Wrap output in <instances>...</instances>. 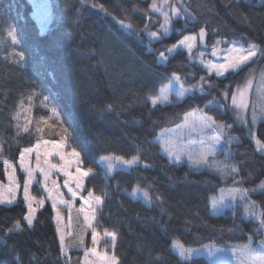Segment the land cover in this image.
<instances>
[{
  "label": "trees",
  "instance_id": "1",
  "mask_svg": "<svg viewBox=\"0 0 264 264\" xmlns=\"http://www.w3.org/2000/svg\"><path fill=\"white\" fill-rule=\"evenodd\" d=\"M50 1L52 15L42 31L32 0H0V140L4 146L0 180H7L3 158L17 164L22 148L35 141V136L18 133L16 114L30 103L38 106L42 96L51 94L69 140L80 152L82 167L91 169L85 192L104 198L97 226L101 232L117 233L118 264H211L203 255L180 257L174 242L192 249L256 244L258 221L232 210H211L210 197L232 185L234 178L223 180L214 170L174 162L156 141L159 132L178 125L194 110L230 125L229 134L238 139L230 148L239 169L237 183L257 189L249 196L264 210V190L259 189L264 182V154L256 149L248 127L236 122L229 102L252 63L217 76L183 49L164 63L158 57L184 33L201 28L208 31V45L216 38L224 45L236 42L247 48L251 42L264 49V0H183L194 16L186 20L194 27L181 30L182 18H174L172 32L159 39L148 35L162 21L151 10L153 0ZM12 27L17 30V44L8 36ZM20 52L22 59L15 55ZM257 58L264 63V56ZM173 73L191 93L153 107L147 98L157 95ZM256 134L264 141V119L257 124ZM106 154L125 158L139 154L141 160L106 176L100 160ZM137 186L149 191L151 202L142 193H133ZM27 211L22 195L0 205V264H82L85 249L91 246L90 231H85L83 246L71 244V260L66 263L50 202L38 209L32 225L24 219ZM16 221L21 225L18 230Z\"/></svg>",
  "mask_w": 264,
  "mask_h": 264
},
{
  "label": "rangeland",
  "instance_id": "2",
  "mask_svg": "<svg viewBox=\"0 0 264 264\" xmlns=\"http://www.w3.org/2000/svg\"><path fill=\"white\" fill-rule=\"evenodd\" d=\"M32 2L34 3L35 6L34 15L37 19L38 25L42 31H45L49 26V20L52 15L51 1L32 0ZM157 3L160 4L161 0H157ZM170 5L179 7L181 9V14L178 16L172 15L170 11ZM162 7L163 10L168 12L169 15L171 16V24L168 26L169 32L167 33V35L170 34L173 30L174 18L177 19L180 17L181 18L184 17L189 21H192L194 18L191 12L186 8L183 0H169V3L163 4ZM152 12L159 14L161 16L162 18V21L160 23L161 25L164 22V17L162 13L153 10ZM122 25L126 26L129 24L124 22V24ZM160 25L157 31H160L162 33L163 30L160 28ZM12 29L15 30V34L17 37L16 28L12 27ZM150 32H155V31H149L148 35ZM197 33L198 32H186L184 33L183 36L189 34H197ZM161 36H165V35H161ZM183 36L180 39H182ZM217 41L221 42L218 45V48L221 51L218 55L214 56L212 54V46ZM231 44L232 43H228L227 45H224V42L222 40L214 38L211 40V44H209L206 47H201L198 43V38H197L196 46L193 48L191 53H189L186 48H182V49L187 52L191 60L201 63L208 70V68L205 66V64L208 61H211L213 63L224 62V56L226 55V53L223 50L229 48ZM235 46L239 47L242 45L236 44ZM201 52L204 53L203 58H201V56L199 55ZM173 53H168L166 51L165 56L168 57ZM257 57H255L253 61L248 63V64L252 63V65L249 67L244 81L239 85L242 87L245 81L250 76L254 80L253 88L247 95V98L249 100L248 109L242 112L240 109L236 108L232 104L231 98L229 101L232 113L235 115L236 122L240 125H244L248 127L256 149H257L256 139H259L256 134V127L259 121L264 119V116L258 115L256 123L253 124L251 122L253 107L254 106L257 107L258 110L261 104V100L258 94V89L261 84V73L264 72V63L260 64L259 63L260 57L259 58ZM202 59L204 63L201 62ZM158 61L160 63L165 62V60H162L160 56L158 57ZM212 73L215 74L214 71ZM225 74L223 76H225ZM181 82L183 83L182 78H181ZM164 86H167L169 102H163L159 104H167L174 100L180 101L191 93V89H189L184 85V88L186 89L185 94L182 97H178L176 93L179 90L180 85L175 81L169 84V80H168L164 85L160 87V89ZM45 97H47L48 99L45 100L44 99ZM52 108H55L56 111L59 113L58 118L52 113L51 111ZM18 113L19 116H17V114L15 116L16 128L18 133L27 134L28 136H35L34 143L29 146L23 147L21 150L22 152L23 149L25 148L33 149L32 152L25 153V157H24V168H30L34 170L33 172L34 178L31 180V182L28 185L29 196L33 198L31 202L33 208L36 209L34 213L33 222L35 220L39 208L43 207V205L47 201L50 202L51 205L53 203V200L56 201V208L55 209L53 208L54 224L58 234L59 242H60L61 232L65 234V244L68 247H66L65 253L62 254L64 261L67 263L69 257V250L72 247V245L79 243L78 241L81 236L83 237L84 242L86 241L85 231H90L92 233V229L88 228L85 223V219H84L85 213L78 212V209H80L82 206L84 207L86 212L89 213L91 212V209H89L88 204H85V200H88L89 203L92 204L93 208H96L95 220H93L92 223L93 226L96 228L97 232L103 235V232L99 231L98 229L97 221H98V216L103 208L104 198L101 196L103 202L98 207L94 204V200L92 198H89V192L91 191L85 192V179L87 178V176L83 177L82 179V187L79 189H77L76 187L77 177H78L77 168H80L82 170H88V169H84L82 167L80 152L70 142L68 131L66 132L63 131L66 128L63 125L61 113L53 95L48 94L42 96V98L40 99V104L38 106H36L35 103H30L25 107H23ZM204 115L214 118L212 115L206 114L199 110L191 111L188 114H186L187 122H185V118H184V120L178 125L162 130L157 135L156 141L159 143L162 152L166 156H168L170 160L174 162H177V160H175L174 157L170 158L168 153L165 151V147L168 146L169 142L176 144L178 147L183 148L184 150L185 154L182 155L181 159L178 162L186 161L189 164L190 168L193 169L214 170L222 176L223 180L234 178V183L232 185H226L225 187L223 186L222 188H220L217 194L210 197V207L213 213H223L226 210H232L236 214L245 216L247 218H252L259 222L256 216H250L245 213L244 210L245 201L240 200L238 196L236 200H232L231 197L229 196L230 189L234 187L243 188L241 185H239V183H237V178L235 176L236 173H233L230 170V166L234 165L232 151H230L231 143L237 142L238 139L234 135L229 134L228 127H225L222 130H220L216 128L215 125L204 126V122L202 121V117ZM241 117H243V119H241ZM190 125H194L197 130L193 131ZM25 126H27L28 131L23 130ZM253 134L255 135V138L253 137ZM217 135L220 136L219 143H217L214 139ZM65 136L67 137L66 142H64L61 145L60 142ZM45 141H47V143H45ZM0 148H2L0 154H4V146L2 140H0ZM73 149H75V151L79 153V158L72 155ZM208 149L212 150V154L209 155L207 164L193 165L189 163L186 153L191 151L195 154L198 153L200 150H208ZM260 152L264 154V151H260ZM37 156H39V168L37 167V163H38ZM61 156H63V159H61ZM105 156L111 157L117 155L106 154L100 157V160L106 171V176L113 174L115 170L118 168H129V166L114 160L105 161L102 159V157ZM125 159H129V158H125ZM3 160H7L9 164L8 165L5 164L7 170L6 171L7 180L6 181L0 180V192H2L4 197H6L7 199H5L3 202H0V205L13 203L19 195H22L24 197V182L28 179L27 171L22 169L20 166V154L17 164L12 163L9 159L5 157L3 158ZM109 162H111L114 165L111 169L107 167ZM51 165H55L56 167L53 168L51 167ZM40 169H44V172L48 173L47 180H45L44 173L41 172ZM89 174H91V172ZM10 177H12V180L16 181V184L12 183ZM53 182H55V184H53ZM9 187L15 188V199L11 200V202H8V200L11 199V194L8 191ZM69 188H72L73 191L77 192V195L75 197H73L72 193L68 191ZM222 189L223 192L221 191ZM95 196H99V195L93 193V197ZM222 196H223V202L219 204L216 208H213L212 199L215 198L219 200ZM40 200H43L42 206L39 204ZM61 200L68 201L69 204L68 205L62 204L60 202ZM26 204L28 208V202H26ZM57 210L59 212V217H60L59 219H57ZM256 211L259 213L261 209H259L256 206ZM58 228L60 229V231H58ZM259 228L260 230L258 229L256 232V239H257L256 244H252V245L250 244L253 248H259L260 241L264 239V227L260 225ZM90 243L91 246L89 249L93 247L91 235H90ZM105 244H108L110 246L111 245L110 239L101 240V242L98 245H96L97 251L100 252L101 254H103V252L105 251ZM179 246H181L179 243H175L174 249L178 253H179ZM206 246L208 247L206 248L205 246H203L197 249H193V251L191 252V254L187 259H190L195 256L203 255L209 259L211 264H248L247 253L244 249L245 245H230L226 247H219L215 244H210ZM210 252L211 254H209ZM108 254L112 255L113 252L109 251ZM84 257L82 260V264H84ZM88 259L91 261H96V258L91 255H89ZM96 264H99V262H96Z\"/></svg>",
  "mask_w": 264,
  "mask_h": 264
},
{
  "label": "snow or ice",
  "instance_id": "3",
  "mask_svg": "<svg viewBox=\"0 0 264 264\" xmlns=\"http://www.w3.org/2000/svg\"><path fill=\"white\" fill-rule=\"evenodd\" d=\"M166 3H169V0H161L160 4L157 3V0H153L152 4L150 6L153 11L161 12L163 17H164V22L160 25V28L163 30V32L162 33L160 31L150 32L149 35L152 38L159 39V37L161 35H167V33L169 32L168 26L171 24V16L169 15L168 12L164 11L163 7H162V5L166 4ZM93 6L95 7L96 5H93ZM100 7L102 8L103 6L100 5ZM170 11H171L172 15L178 16L181 14V9L179 7L174 6V5H170ZM120 23L124 24L123 21H120ZM126 27L131 28L132 25L129 24V25H126ZM145 28H147V25H145ZM8 36L11 38L13 44L18 43L14 29H12V28L9 29ZM204 36H205V29L201 28L197 34H189V35L183 36L182 39L178 40L171 47L166 48V51L168 53H173L174 51H176L178 49L186 48L187 51L189 53H191L193 48L196 46L197 38L199 37L200 40H203ZM220 43H221L220 41H217L212 46V54L214 56L218 55L221 51L218 48V45ZM235 45H236V42H232V44L229 46V48L223 50L226 53V55L224 56V62L223 63H213L211 61H208L205 64V66L208 68V71L210 73L214 71L217 76H223L225 73H228L230 71L235 72V71L240 70L243 66H245L249 62L253 61V59L255 57H257L258 54L261 56H264V49H261L259 45H256L254 43L249 42L247 48H245L243 46L237 47ZM15 55H17L20 59H22L24 54L22 52H20V53H16ZM199 55L201 56V58H203L204 53L201 52ZM160 58L162 60L168 59V57L165 56L164 52L160 53ZM17 62H19V61H17ZM201 62L204 63L203 59ZM204 80H205V78L202 77L201 81H204ZM173 81L177 82L180 85V88L176 94L178 97H182L185 94L186 89L184 88V85L181 82V78L176 73H173L172 76L169 78V84H171ZM253 84H254V80L250 76L245 81V83L242 87L238 86L237 91L231 94L232 104L236 108L240 109L242 112L246 111L249 107V100L247 98V95L251 91V89L253 88ZM193 87H196V86L194 85ZM199 87L201 88V90H203L204 83H200ZM258 94H259V98L261 100V104H260L258 110H257V107H255V106L253 107L252 121H251L253 124L256 123L258 115L264 116V72L261 73V84H260V87L258 89ZM228 95H229L228 92L224 93L225 98H227ZM44 99L47 100L48 98L45 97ZM29 100H31V97H29ZM147 100L151 103V105L153 107H156L159 103L169 102V95H168V91H167V86L162 87L159 91V94L154 95V96H150L147 98ZM209 103H211V102H209ZM109 107H111V105H109ZM51 111L57 118L59 117V113L56 111L55 108H52ZM17 116H19V113H17ZM41 119H43V118H41ZM241 119H243V117H241ZM202 121L204 122V126L215 125L216 128H218L220 130H222L225 127H230V125H225L223 123H217V121L214 118L207 116V115H204L202 117ZM185 122H187V116L185 117ZM190 127H192L193 131L197 130L194 125H190ZM23 130L28 131L27 126H25ZM63 131L66 132L67 130L64 129ZM253 137L255 138L254 134H253ZM66 139H67V137L65 136L62 139V141L60 142V144L62 145L64 142H66ZM214 139L217 143H219L220 136L217 135ZM45 143H47V141H45ZM256 146H257L258 150L264 151V141H261L260 139H256ZM0 151H2V148H0ZM32 151H33L32 148H25L20 153V166L22 169H24L28 173V179L24 182V199L26 202H28V214L24 217V219L27 221L28 225H31L33 223L34 213L36 211V209L33 208V205L31 202V200L33 198H31L29 196V191H28V185L31 182V180L34 178L33 177L34 170L30 169V168H24V157H25V153H30ZM165 151L168 153L170 158L174 157L175 160H177V161H179L181 159L182 155L185 154L183 148L178 147L176 144H174L172 142L168 143V146L165 147ZM186 154H187L189 163H191L193 165H201V164H207L208 163L209 155L212 154V150L211 149L200 150L198 153H195V154L193 152L189 151ZM72 155L79 158V153L76 152L75 149H73ZM61 159H63V156H61ZM102 159L105 161L114 160V161H117L119 163H122L124 165L131 167V166L137 164L138 162H140L141 157L139 154H137V155H133L129 159H125L122 156H119V157L118 156H111V157L105 156V157H102ZM37 161H38L37 167L39 168V156H37ZM78 162H79V160H78ZM4 163L6 165L9 164V162L7 160H4ZM113 166L114 165L111 162H109L107 165V167L109 169H111ZM51 167L54 168L56 166L51 165ZM145 167H148V165L145 164ZM226 167H229V166H226ZM230 170L233 173H236L239 171V169L234 165L230 166ZM40 171L44 173L45 180H47L48 179V173L44 172V169H40ZM90 172H91V169L82 170L80 168H77V173H78L77 184H76L77 189L82 187L83 177L88 176ZM10 180L12 181L13 184H16V181L12 180V177H10ZM53 184H55V182H53ZM259 189L264 190V182H261V184L259 185ZM8 191L11 194V199H9L8 202H11V200L15 199V188L9 187ZM68 191L72 193L73 197H75L77 195V192L73 191L72 188H69ZM221 191L223 192V189ZM256 191H257V189H247V188L234 187V188L229 190V196L231 197L232 200H236L237 196H238L240 200L245 201V204H244L245 213L250 215V216H256L259 220V224L262 227H264V210H262L258 213L256 211V201L251 200L250 196H249L250 192H256ZM137 192L142 193L145 200L148 202H151L152 196L150 195V193L147 189H140L139 186H137V188L133 189V193L135 194ZM89 198H92L94 200V204L97 207L100 206L103 202L101 196L93 197L92 192H89ZM5 199H7V198L4 197L2 192H0V202H3ZM60 202L62 204H65V205L69 204L68 201H64V200H61ZM222 202H223V196L219 200L213 198L212 199L213 208H216ZM39 204L42 206L43 200H40ZM85 204H88V207H89V209H91V212L90 213L86 212L83 206L80 209H78V212H84L85 213V216H84L85 223H86L88 228L92 229L91 238H92L93 247L91 249H85L84 264H96V262H99V264H118V258L114 254L115 244H116V240H117V233L115 231H109L107 229H104L103 235H101L99 232H97L96 228L93 226V223H92V221L95 220L96 208H93L92 204H90L88 200H85ZM52 207L54 209L56 208V201L55 200H53ZM59 218H60L59 212L57 210V219H59ZM20 227H21L20 222L16 221L14 228L18 230ZM12 230H13L12 228L8 229V231H12ZM58 231H60L59 228H58ZM104 239H110L111 245L109 246L108 244H105V251L103 252V254H101L100 252L97 251L96 245H98L101 242V240H104ZM78 242L81 246H83L84 240H83L82 236L79 238ZM60 246H61L62 253H65L66 247H68V246L65 244V234L63 232H61V234H60ZM174 246H175V242H174ZM205 247L207 248L208 246H205ZM244 249L247 253L248 264H264V239H262L260 241L259 248H253L249 244V245H245ZM109 251H112L113 254L109 255L108 254ZM192 251H193V249L185 248L182 245L179 246V256L184 258V259H187ZM209 254H211V252ZM89 255L95 257L96 261L89 260L88 259ZM68 260L70 262L71 258L68 257Z\"/></svg>",
  "mask_w": 264,
  "mask_h": 264
},
{
  "label": "water",
  "instance_id": "4",
  "mask_svg": "<svg viewBox=\"0 0 264 264\" xmlns=\"http://www.w3.org/2000/svg\"><path fill=\"white\" fill-rule=\"evenodd\" d=\"M181 23H182L181 30L192 29L194 27V25L191 24L190 22H188L186 20V18H184V17L182 18ZM199 30H198V32H199ZM198 43H199V45L201 47H206L208 45V31L206 29H205L204 39L203 40H200L199 37H198Z\"/></svg>",
  "mask_w": 264,
  "mask_h": 264
},
{
  "label": "flooded vegetation",
  "instance_id": "5",
  "mask_svg": "<svg viewBox=\"0 0 264 264\" xmlns=\"http://www.w3.org/2000/svg\"><path fill=\"white\" fill-rule=\"evenodd\" d=\"M180 24H181V22H180Z\"/></svg>",
  "mask_w": 264,
  "mask_h": 264
}]
</instances>
